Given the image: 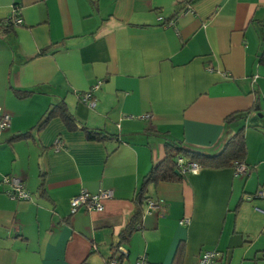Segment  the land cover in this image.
<instances>
[{"label": "crops", "instance_id": "obj_1", "mask_svg": "<svg viewBox=\"0 0 264 264\" xmlns=\"http://www.w3.org/2000/svg\"><path fill=\"white\" fill-rule=\"evenodd\" d=\"M14 8L22 25L6 24ZM101 80L90 108L82 95ZM62 101L108 138L59 117L38 129ZM0 108L12 117L0 135V264H108L119 247L123 264H196L212 250L217 264H264V199L246 200L264 188V0H0ZM242 128L250 175L203 167L149 185L144 212L163 210L123 239L166 144L217 155ZM7 176L30 201L10 199ZM83 190L114 198L72 215Z\"/></svg>", "mask_w": 264, "mask_h": 264}, {"label": "trees", "instance_id": "obj_2", "mask_svg": "<svg viewBox=\"0 0 264 264\" xmlns=\"http://www.w3.org/2000/svg\"><path fill=\"white\" fill-rule=\"evenodd\" d=\"M32 94L31 92L23 93L24 96ZM252 113V110L244 113L246 117ZM240 114H233L227 118V122L235 121ZM59 117L65 123L69 130H81L83 129L88 139L95 141H104L108 137L102 133L89 131L88 128L78 124L75 117L69 111L65 102H60L53 105L46 113L42 121L40 122L38 129H43L48 122L54 118ZM31 136L30 132L15 137L13 140H23ZM166 156L165 158L155 165L152 170L145 176L142 189L136 197L138 209L131 219L126 230L122 233V237L125 240H129L131 234L142 227V218L144 215L143 204L146 200L147 187L151 184L179 182L185 175L181 173L178 167V158H183L189 162H194L203 167L210 168H224L233 167L235 162H243L247 154L245 128L240 129L225 145L221 153L217 155H207L201 151L181 147V144L168 143L166 144ZM117 251V250H116ZM264 259V257H263Z\"/></svg>", "mask_w": 264, "mask_h": 264}, {"label": "built area", "instance_id": "obj_3", "mask_svg": "<svg viewBox=\"0 0 264 264\" xmlns=\"http://www.w3.org/2000/svg\"><path fill=\"white\" fill-rule=\"evenodd\" d=\"M14 23V25L19 26L23 24V19L20 16L19 9L14 8L13 15L11 19L6 21V24ZM168 26H174V22L168 23ZM208 72H213L212 68L207 69ZM104 81H99L92 89L82 95L81 101L88 103L90 108H95L96 101L94 100V92L101 89ZM150 118V116H146ZM12 117L11 115L3 112L0 108V135L8 130L11 126ZM60 142H57L59 147ZM177 164L181 173L183 175L197 174L201 170V166L194 162H189L186 159L178 158ZM234 169L237 175L242 177H247L251 174L252 168H250L245 163L235 162ZM9 186V191L7 192L11 200L15 201H30L31 195L26 190V186L21 179L13 176H7L3 180ZM114 198V193L112 190H100L98 193H91L83 190L80 194L72 198L70 201L71 213L72 215L78 213L79 211L85 212H102L104 210L103 202L106 200H111ZM254 199H264V188L259 189L254 195L247 196L246 200L252 201ZM163 204L157 201H149L147 203V209L144 212L142 221L146 216L152 215L153 213L159 214L163 210ZM189 218H185L180 224L182 226L189 225ZM141 229V228H139ZM223 254L217 250L205 251L199 258L196 264H216L222 258ZM128 257V252L123 248L119 247L113 257L109 260L108 264H123V260ZM134 264H153L143 257L138 259Z\"/></svg>", "mask_w": 264, "mask_h": 264}, {"label": "rangeland", "instance_id": "obj_4", "mask_svg": "<svg viewBox=\"0 0 264 264\" xmlns=\"http://www.w3.org/2000/svg\"><path fill=\"white\" fill-rule=\"evenodd\" d=\"M217 264V263H216Z\"/></svg>", "mask_w": 264, "mask_h": 264}]
</instances>
